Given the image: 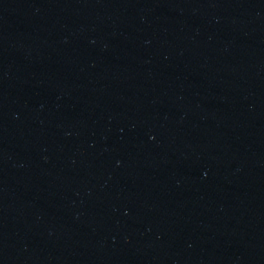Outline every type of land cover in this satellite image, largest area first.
I'll return each mask as SVG.
<instances>
[{
  "label": "water",
  "instance_id": "water-1",
  "mask_svg": "<svg viewBox=\"0 0 264 264\" xmlns=\"http://www.w3.org/2000/svg\"><path fill=\"white\" fill-rule=\"evenodd\" d=\"M0 264H264V0H0Z\"/></svg>",
  "mask_w": 264,
  "mask_h": 264
}]
</instances>
